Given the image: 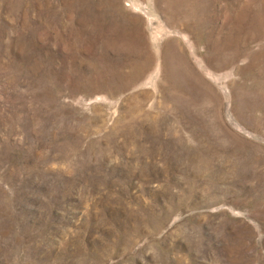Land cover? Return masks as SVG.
I'll return each instance as SVG.
<instances>
[{"label": "rangeland", "instance_id": "rangeland-1", "mask_svg": "<svg viewBox=\"0 0 264 264\" xmlns=\"http://www.w3.org/2000/svg\"><path fill=\"white\" fill-rule=\"evenodd\" d=\"M0 264H264V0H0Z\"/></svg>", "mask_w": 264, "mask_h": 264}]
</instances>
